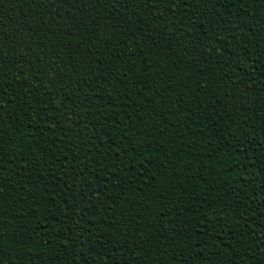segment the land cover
Wrapping results in <instances>:
<instances>
[{
	"label": "trees",
	"instance_id": "obj_1",
	"mask_svg": "<svg viewBox=\"0 0 264 264\" xmlns=\"http://www.w3.org/2000/svg\"><path fill=\"white\" fill-rule=\"evenodd\" d=\"M0 264H264V0H0Z\"/></svg>",
	"mask_w": 264,
	"mask_h": 264
}]
</instances>
